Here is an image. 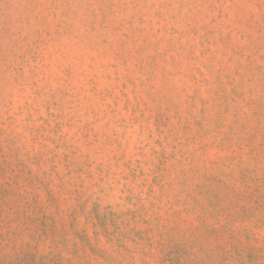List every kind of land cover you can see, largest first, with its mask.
Returning a JSON list of instances; mask_svg holds the SVG:
<instances>
[{
    "label": "rangeland",
    "instance_id": "1",
    "mask_svg": "<svg viewBox=\"0 0 264 264\" xmlns=\"http://www.w3.org/2000/svg\"><path fill=\"white\" fill-rule=\"evenodd\" d=\"M0 264H264V0H0Z\"/></svg>",
    "mask_w": 264,
    "mask_h": 264
}]
</instances>
